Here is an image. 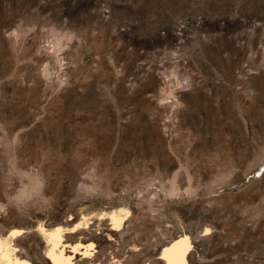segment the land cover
Wrapping results in <instances>:
<instances>
[{
	"label": "rangeland",
	"instance_id": "rangeland-1",
	"mask_svg": "<svg viewBox=\"0 0 264 264\" xmlns=\"http://www.w3.org/2000/svg\"><path fill=\"white\" fill-rule=\"evenodd\" d=\"M0 241L264 264V0H0Z\"/></svg>",
	"mask_w": 264,
	"mask_h": 264
},
{
	"label": "snow or ice",
	"instance_id": "snow-or-ice-1",
	"mask_svg": "<svg viewBox=\"0 0 264 264\" xmlns=\"http://www.w3.org/2000/svg\"><path fill=\"white\" fill-rule=\"evenodd\" d=\"M17 233H13V235H16ZM183 243L187 244V241H184ZM0 244H2V241H0Z\"/></svg>",
	"mask_w": 264,
	"mask_h": 264
}]
</instances>
